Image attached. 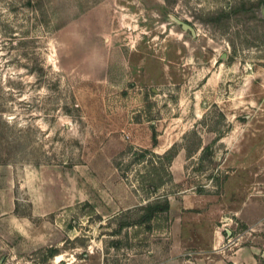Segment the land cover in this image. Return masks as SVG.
I'll list each match as a JSON object with an SVG mask.
<instances>
[{"label":"rangeland","instance_id":"rangeland-1","mask_svg":"<svg viewBox=\"0 0 264 264\" xmlns=\"http://www.w3.org/2000/svg\"><path fill=\"white\" fill-rule=\"evenodd\" d=\"M0 264H264V0H0Z\"/></svg>","mask_w":264,"mask_h":264},{"label":"trees","instance_id":"trees-1","mask_svg":"<svg viewBox=\"0 0 264 264\" xmlns=\"http://www.w3.org/2000/svg\"><path fill=\"white\" fill-rule=\"evenodd\" d=\"M170 208V203L168 199L164 201L156 200L149 202L145 207H143L144 213L138 222H150L157 214L168 211Z\"/></svg>","mask_w":264,"mask_h":264},{"label":"water","instance_id":"water-1","mask_svg":"<svg viewBox=\"0 0 264 264\" xmlns=\"http://www.w3.org/2000/svg\"><path fill=\"white\" fill-rule=\"evenodd\" d=\"M183 25H184V27H185L186 29H192L191 26L188 25V24H186V23H183Z\"/></svg>","mask_w":264,"mask_h":264}]
</instances>
